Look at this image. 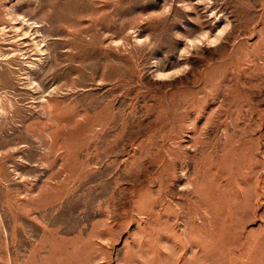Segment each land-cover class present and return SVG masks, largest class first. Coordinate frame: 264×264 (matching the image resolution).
Listing matches in <instances>:
<instances>
[{"label":"rangeland","instance_id":"374dc122","mask_svg":"<svg viewBox=\"0 0 264 264\" xmlns=\"http://www.w3.org/2000/svg\"><path fill=\"white\" fill-rule=\"evenodd\" d=\"M0 264H264V0H0Z\"/></svg>","mask_w":264,"mask_h":264}]
</instances>
